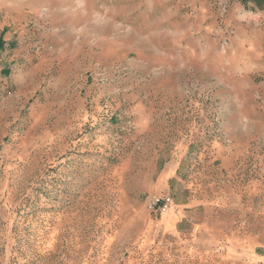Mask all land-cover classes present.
Returning <instances> with one entry per match:
<instances>
[{"label":"rangeland","instance_id":"obj_1","mask_svg":"<svg viewBox=\"0 0 264 264\" xmlns=\"http://www.w3.org/2000/svg\"><path fill=\"white\" fill-rule=\"evenodd\" d=\"M260 5L0 0V264H264Z\"/></svg>","mask_w":264,"mask_h":264},{"label":"built area","instance_id":"obj_2","mask_svg":"<svg viewBox=\"0 0 264 264\" xmlns=\"http://www.w3.org/2000/svg\"><path fill=\"white\" fill-rule=\"evenodd\" d=\"M158 201H152V205L153 207H157ZM170 205H171V200H169L168 198L167 199H164V203L161 205L162 207V211L165 210V209H169L170 208Z\"/></svg>","mask_w":264,"mask_h":264},{"label":"trees","instance_id":"obj_3","mask_svg":"<svg viewBox=\"0 0 264 264\" xmlns=\"http://www.w3.org/2000/svg\"><path fill=\"white\" fill-rule=\"evenodd\" d=\"M241 1H242L243 3H247V2L250 1V0H241ZM255 1L257 2V5H258V6H261V5H260V2H261V1L264 2V0H255Z\"/></svg>","mask_w":264,"mask_h":264}]
</instances>
